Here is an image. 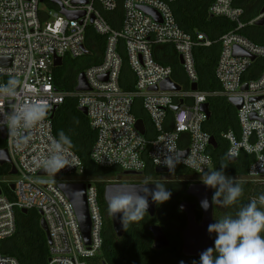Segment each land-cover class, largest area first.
<instances>
[{
  "label": "built area",
  "instance_id": "built-area-1",
  "mask_svg": "<svg viewBox=\"0 0 264 264\" xmlns=\"http://www.w3.org/2000/svg\"><path fill=\"white\" fill-rule=\"evenodd\" d=\"M0 0V114L25 104L41 105L39 119L22 135L5 131V149L9 169L16 173L0 179L11 190L3 193L0 185V264H19L1 250L3 240L16 231L15 211L37 210L48 229L50 244L47 264H106L100 259L103 245L104 216L99 204L96 180L67 179L52 181L47 176L83 175L79 156L62 143L60 153L65 166L57 174H39L43 162L55 150L58 141L53 132V116L66 97L76 98L77 107L86 109L89 126L96 137L90 159L104 168L116 167L119 173L107 183H136L148 180L122 179L123 171L143 173L148 165L155 168L185 167L194 176L207 174L212 166L209 153L211 135L203 125L209 115L202 109L210 96L237 97L239 133L228 130L226 157L237 158L244 152L253 156L243 180L264 183V64L254 78L244 76L255 59L264 61V45L241 31L264 16L249 21L236 0H213L210 17H224L234 27L218 39L220 52L215 66L219 91L191 89L197 83L193 49L210 46L205 33L194 36L185 32L175 20L170 3L174 0ZM45 4L47 9L41 5ZM54 5V7L49 6ZM141 7L154 10L158 17L146 14ZM264 7V5H263ZM72 13L69 18L61 12ZM118 11V13H116ZM111 22H114L112 25ZM91 28L104 38L102 60L86 67L88 89L73 91L55 85L54 57L79 58L87 52L86 31ZM171 45L187 79V86L172 78V68L155 60L152 47ZM234 48L254 56L234 54ZM133 76L131 89L121 85L124 56ZM6 58V63L1 59ZM250 72V71H249ZM103 78V79H102ZM170 79L178 91H163L159 85ZM246 84V89L243 85ZM157 87L156 90L150 88ZM140 100L154 130L152 138L136 128L133 112ZM182 103L179 104V101ZM179 104L173 111L172 106ZM41 111H45L41 114ZM172 113V123L166 118ZM186 151V155L183 152ZM184 161H188L186 164ZM11 179H8L11 177ZM60 183H84L90 219L89 243L81 231L73 204L59 188ZM13 185V189L10 185Z\"/></svg>",
  "mask_w": 264,
  "mask_h": 264
},
{
  "label": "trees",
  "instance_id": "trees-1",
  "mask_svg": "<svg viewBox=\"0 0 264 264\" xmlns=\"http://www.w3.org/2000/svg\"><path fill=\"white\" fill-rule=\"evenodd\" d=\"M213 0H174L170 3L173 15L179 26L192 36L196 32H203L213 43L210 46H197L193 49L195 68L198 75V88L205 91H219L221 86L215 77V66L220 52L219 37L234 27V23L224 17H210L208 7ZM120 6V0H118ZM235 5L241 6L245 11L244 20L249 21L256 17L264 5V0H236ZM54 7V5L49 4ZM118 13V11L116 12ZM112 25L114 22H111ZM241 33L249 39L264 45V24L247 25ZM87 52L79 58L65 57L62 66L53 69L55 85L64 90L73 91L76 78L86 67L99 63L102 60L104 49V38L96 34L91 28L86 31ZM152 54L156 61L172 68V78L175 80L181 71L175 51L171 45H155L152 47ZM124 56V55H123ZM264 64V61L257 58L252 63L250 72L245 74L244 80L254 78ZM133 76L127 66L124 56L122 68L121 85L125 89H131ZM209 117L203 128L217 142L216 147H210L209 153L212 158L211 171H216L225 165L224 174L226 176H241L242 179L234 181L238 183L243 194L239 200L229 206L223 205V209H218L216 200L222 201L223 194L215 195L214 202V222L226 216L235 217L239 208L251 200H257L264 194V183L243 180L247 173L248 166L253 160V156L247 153H240L234 160L229 161L226 157L228 141L223 134L228 130L239 133V126L236 117V109L228 102L225 96H210L207 99ZM139 108L138 110L135 108ZM133 112L137 116H142L136 112H145L140 100H135ZM147 118L144 117V120ZM53 132L57 140L60 133H63L70 141L64 144L70 147L81 159L84 176L96 180L99 204L104 216L103 225V245L100 259L106 264H193L198 261L199 256H186L181 250V232L185 226V217L178 208L181 193L173 196L159 204L153 217L141 209L126 213L125 232L122 237H117L113 231L107 206L103 199V189L107 184L106 179L117 175L119 170L116 167L104 168L96 165L90 159V151L95 141L96 133L89 126L88 117L77 107L76 98L66 97L54 113ZM5 147V141L0 138V149ZM9 165L0 164V179L9 176ZM145 175H154V168L148 165L143 172ZM193 173L182 166L175 167L173 176L192 175ZM162 184V183H161ZM176 184V183H174ZM3 193L11 195V190L5 183H0ZM177 185V184H176ZM190 197V199L188 198ZM183 196L188 201H195L193 196ZM258 207L264 205L258 203ZM196 218L200 219L201 211L197 207ZM160 216L159 220L156 217ZM16 231L13 236L3 240L1 250L3 253L16 258L19 264H47L49 258V245L45 231L40 226V214L37 210L30 209L27 212L15 211ZM158 222L165 234L169 237L171 244L162 249L152 247V234L148 226ZM166 227L172 229L176 240H173L171 233L166 231ZM215 238V234H214ZM213 255H216L214 252Z\"/></svg>",
  "mask_w": 264,
  "mask_h": 264
},
{
  "label": "water",
  "instance_id": "water-1",
  "mask_svg": "<svg viewBox=\"0 0 264 264\" xmlns=\"http://www.w3.org/2000/svg\"><path fill=\"white\" fill-rule=\"evenodd\" d=\"M42 2L48 0H41ZM86 3L82 0H74V3ZM52 3L59 4L56 0H52ZM60 5V4H59ZM146 14L158 17V14L147 7H141ZM61 12L66 14L69 18L73 17L72 13H67L63 9ZM261 13L264 12V7L260 10ZM264 16L255 21V25H263ZM234 54L240 56H249L247 53L241 51L238 48H234ZM252 60L254 56H249ZM180 64L182 59L179 57ZM1 63H6V58L1 59ZM62 65L61 58L54 57V66L59 67ZM103 79V78H102ZM77 85L76 90H86L88 85L86 83L83 72L79 73L76 78ZM246 84L243 85V89H246ZM151 90H156L157 87L150 88ZM159 89L163 91H178L180 86L171 81L170 79L165 80L159 85ZM191 89H197V83L191 84ZM228 102L232 104L236 109L241 105V99L237 97L228 98ZM182 103V100L179 101V104ZM179 104L172 106V110L175 111ZM202 109L206 111L209 115L208 103L202 105ZM84 114H86L85 108H80ZM45 111H41V114H44ZM136 128L140 133H145L144 121L141 118L136 120ZM0 138L3 140L5 138V131L0 132ZM210 144L212 147H216L217 142L213 136L210 138ZM183 155H186V151L183 152ZM229 161H234L235 158L228 156ZM10 159L5 148L0 149V164H9ZM154 172L157 174H166L169 175L173 172L172 168H155ZM16 173L15 168H11L9 175ZM39 174H57L56 171L42 169ZM122 175H141V173H136L133 171H123ZM154 184H159L156 182H147V183H107L103 189V199L107 206L108 214L111 220L112 228L117 237H122L125 232V220L126 213L133 212L137 209L144 210L151 217H153L157 210V202L153 200L158 199V197L152 198V191L155 189ZM59 188L63 191L65 196L73 204L76 216L81 228V231L84 235V238L87 243H89L90 235V219L88 214V208L86 203V185L84 183H60ZM10 188L13 189V185H10ZM1 193V189H0ZM186 193L195 197L196 202L181 201L178 204L184 206V210L180 211L185 216V226L181 232V250L182 253L186 256H200V253L204 250L214 247V234L208 232V226L214 223V202H213V193L214 189L206 187L203 182L199 183H190L186 188ZM146 197L148 200V207L146 210V205L140 200V197ZM207 197L210 201L212 200L211 207L208 211H204L200 202L202 199ZM198 205L201 211L200 219L196 218L195 207ZM116 206L119 207L120 211L116 210ZM22 212H27L26 209H22ZM40 226L45 231L48 245L50 244V237L48 233L47 226L44 219H40ZM148 230L152 234V247L154 249L166 248L171 244L169 237L165 234L161 226L157 223H153L148 226Z\"/></svg>",
  "mask_w": 264,
  "mask_h": 264
},
{
  "label": "clouds",
  "instance_id": "clouds-1",
  "mask_svg": "<svg viewBox=\"0 0 264 264\" xmlns=\"http://www.w3.org/2000/svg\"><path fill=\"white\" fill-rule=\"evenodd\" d=\"M41 105L25 104L12 108L7 115L0 114V132L8 131L22 135L25 130L30 128L40 116ZM70 143L69 139L60 133L59 141L55 142V150L47 160L43 162L46 170L58 171L65 166L60 153L62 143ZM186 164L188 161H184ZM222 165L220 169L211 171L206 179L202 180L206 187L215 190V195L223 194L221 203L225 206L235 204L243 194L242 187L235 183L231 178L224 174ZM152 191L154 201L163 203L167 201L171 192L162 184H154ZM140 200L148 207V200L141 196ZM212 200L207 197L201 200L200 206L204 211L211 207ZM264 194L257 200H251L239 208L235 217L226 216L215 220L208 226V232L215 234L214 247H210L200 253L199 260L193 264H264ZM116 210L120 211L116 206ZM180 211L184 206L180 205ZM216 255H213V253ZM181 264H184L181 261Z\"/></svg>",
  "mask_w": 264,
  "mask_h": 264
},
{
  "label": "rangeland",
  "instance_id": "rangeland-1",
  "mask_svg": "<svg viewBox=\"0 0 264 264\" xmlns=\"http://www.w3.org/2000/svg\"><path fill=\"white\" fill-rule=\"evenodd\" d=\"M41 6L44 9H47V6L44 3ZM209 172H211V168L208 170L207 174ZM207 174H203V175L196 176V177L193 176V175H188V176L187 175L173 176L172 174H169V175H161L159 177L156 176V175H153L150 178H154L155 179L157 177L156 179H159L160 182H162V181L164 182L167 179H170V180L175 181V182L176 181H181L180 184H185V186H188V184H190V183L202 182V180L206 179ZM228 177L231 178L233 181H237V180L242 179L241 176H234V177L228 176ZM11 178H12V176L9 177L8 179H11ZM71 178L83 180V179H85V176H83V175L66 176L64 174H60L59 176H47L44 179H46V180H52V181H63V180L71 179ZM122 179H125V180H128V181H130V180L136 181V180H139V179L140 180H148L147 178H145L143 176L139 177V176H133V175L123 176ZM176 184L177 185L171 184L169 186H165L166 188L167 187L171 188V190H170L171 196H173L175 193H178L179 192L180 186H178V182H176ZM257 184H260V183H257ZM176 189L178 191H176ZM183 196H181L179 198V202L184 200V198H182ZM159 204H161V203H159ZM216 206H217L218 209H223V204L221 203L220 200L219 201L216 200ZM159 219H160V216H157L156 217V220H159ZM155 223L158 224V222H155ZM166 228H167L166 231H168L170 233L172 232V229L171 228H169V227H166ZM170 235H171V237H172L173 240L177 241L175 235L173 234V232Z\"/></svg>",
  "mask_w": 264,
  "mask_h": 264
},
{
  "label": "crops",
  "instance_id": "crops-1",
  "mask_svg": "<svg viewBox=\"0 0 264 264\" xmlns=\"http://www.w3.org/2000/svg\"><path fill=\"white\" fill-rule=\"evenodd\" d=\"M245 36V35H244ZM248 38V37H247ZM178 60V59H177ZM178 63H179V65H180V62L178 61ZM62 66V65H61ZM178 71V73H180L179 74V76H177V79H175V81H177L179 84H181V85H183V86H187V79H186V76H185V74H184V72H183V70H182V67H181V71L178 69L177 70ZM198 86V85H197ZM220 96H222V95H220ZM138 100V99H137ZM234 107V106H233ZM137 110L139 109V108H137V106L135 107ZM235 108V107H234ZM236 109V108H235ZM136 113H138V114H140V115H142V116H136L137 118H141V119H143V121H144V126H145V136L146 137H149V138H152L154 135H155V130H154V128H153V126H152V124H151V122H150V120H149V118H148V116H147V114H146V112H136ZM135 114V113H134ZM144 117L145 118H147L146 120H144ZM166 123H167V126H169L171 123H172V113L171 114H169L168 116H167V118H166ZM173 171H174V169H173ZM173 173V172H172ZM171 173V174H172ZM154 175H156V176H161V175H166V174H157V173H155L154 172ZM193 175V174H192ZM133 176H139V177H141V176H143V177H145V178H147L148 179V182H156V183H159V184H161V182L159 181V179H154V178H150L151 176H153V175H145L144 173H142L141 175H133ZM194 176V175H193ZM196 177V176H195ZM136 183H147V182H136ZM194 183H199V182H194ZM187 188V187H186ZM195 198V197H194ZM194 202H196V199H195V201ZM180 203V202H179ZM201 217V216H200Z\"/></svg>",
  "mask_w": 264,
  "mask_h": 264
},
{
  "label": "flooded vegetation",
  "instance_id": "flooded-vegetation-1",
  "mask_svg": "<svg viewBox=\"0 0 264 264\" xmlns=\"http://www.w3.org/2000/svg\"><path fill=\"white\" fill-rule=\"evenodd\" d=\"M176 182H178V186H180V189H179V193H181V194H183L184 196H192V195H188L187 193H186V187L187 186H185V184H180L181 183V181H176ZM175 181H172V180H170V179H167V180H165L164 182L162 181L161 183H162V185H164V186H169V185H171V184H174V183H176ZM176 185V184H175ZM167 189L170 191L171 190V188H169V187H167ZM176 191H178L177 189H176ZM194 197V196H193ZM189 199H190V197H188ZM158 200V199H157ZM183 201H188L187 199H184ZM181 202V201H180ZM188 202H190V201H188ZM191 202H194V201H191ZM197 207H198V205L195 207V210L197 209ZM182 213V212H181ZM184 215V214H183ZM185 217V216H184Z\"/></svg>",
  "mask_w": 264,
  "mask_h": 264
}]
</instances>
